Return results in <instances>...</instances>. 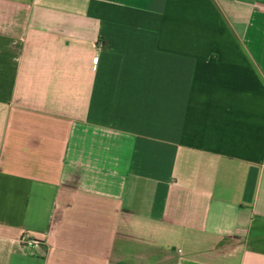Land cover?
<instances>
[{
	"label": "crops",
	"instance_id": "obj_1",
	"mask_svg": "<svg viewBox=\"0 0 264 264\" xmlns=\"http://www.w3.org/2000/svg\"><path fill=\"white\" fill-rule=\"evenodd\" d=\"M0 264H264V0H0Z\"/></svg>",
	"mask_w": 264,
	"mask_h": 264
}]
</instances>
